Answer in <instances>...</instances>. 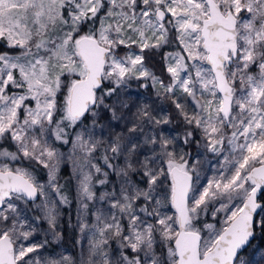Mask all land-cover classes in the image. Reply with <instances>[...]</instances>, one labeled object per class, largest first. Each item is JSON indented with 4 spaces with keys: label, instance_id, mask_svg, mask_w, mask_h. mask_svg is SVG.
Instances as JSON below:
<instances>
[{
    "label": "snow or ice",
    "instance_id": "6c2138e0",
    "mask_svg": "<svg viewBox=\"0 0 264 264\" xmlns=\"http://www.w3.org/2000/svg\"><path fill=\"white\" fill-rule=\"evenodd\" d=\"M193 146L229 151L228 175L199 187ZM69 161L79 258L42 251L60 239ZM209 212L223 219L203 237ZM257 231L264 0H0V264H249Z\"/></svg>",
    "mask_w": 264,
    "mask_h": 264
},
{
    "label": "rangeland",
    "instance_id": "374dc122",
    "mask_svg": "<svg viewBox=\"0 0 264 264\" xmlns=\"http://www.w3.org/2000/svg\"><path fill=\"white\" fill-rule=\"evenodd\" d=\"M131 92L133 93V98H135V96L139 94V95L147 96L152 100H155V97L152 96L151 94V90L149 89L146 92L144 89H138L137 82H133V84L131 85ZM65 96H66V89L64 91V94L60 95L59 97L61 103H63ZM167 102H171V100L160 101L158 103L165 113L170 114L169 110L166 107ZM56 143H57V146L59 147V151L63 152L67 156L69 152L71 151V145L60 146V142H56ZM192 155L194 159L191 161V163H196V161H199V164L197 165V169L199 171V180L197 184L199 187L202 188L203 186H206L209 180L213 179V177H218L222 173L224 175H228V170L224 165H225V157H229L230 155H232L229 151H225L222 155L217 156L211 152H204L203 149H200L199 154H197V149H196ZM64 167H66L67 172L70 175V178L72 180L73 197H74V206H73L74 236L73 238H74L76 250H75V253H73L69 248H67L62 243V233H61V226H60V219L62 216V207H61L60 217H59V229H58L60 233V239L53 240L52 237L49 236L48 239L51 241V243H49L47 248L42 251H44L45 255H48L50 253H55L59 255L60 253H63L65 255L79 258L82 252L87 251L89 239H90V233H88L87 231L82 233L79 227L78 213L80 209L76 201V185H75L74 179H72L73 168H72L71 161H69L66 165L64 164L61 165V172ZM41 176H44L43 170H41ZM216 206L218 207L219 205L216 204ZM173 213H174V210L172 208H169L168 214H173ZM206 216L210 218V220L207 223L215 224L217 228L220 227L222 223V219H223L222 213L217 214L216 218L212 216L211 212H209ZM217 218H218V222L216 223ZM43 227L45 229L47 228L46 222L44 223ZM204 229H205V233L202 234V236L206 237L208 229L205 227ZM43 238H44L43 232H39L36 236L37 240H42ZM256 249L258 252L257 259H255L252 262L249 255H245L244 259H246L249 262V264H264V246L257 247Z\"/></svg>",
    "mask_w": 264,
    "mask_h": 264
},
{
    "label": "trees",
    "instance_id": "16d2710c",
    "mask_svg": "<svg viewBox=\"0 0 264 264\" xmlns=\"http://www.w3.org/2000/svg\"><path fill=\"white\" fill-rule=\"evenodd\" d=\"M146 63L157 75L161 74V68H162L163 62L159 55H156V56L150 55ZM166 107L169 110L171 118L173 120V124L171 127L175 131L181 130L182 126L180 124V117L177 116L176 110L174 109L172 102H167ZM195 150H196L195 146H193L190 149L192 154L194 153ZM61 176L64 177L61 183L67 184V189H68L67 194L69 195V200H70V203L68 205H61L62 216L60 219V226H61V233H62V243L67 248H69L73 253H75L76 246H75V242L73 238L74 236V222H73L74 197H73L72 180L70 178V175L67 172L66 167L62 169ZM209 220L210 218H208L206 215L201 216L200 224H199V227L202 230L201 234L205 233L204 224L205 222H208ZM217 222H218V218L216 220V223ZM262 246H264V233L257 231L255 239L252 240L251 244L247 246V248L242 252L243 257L245 255H249L253 262L258 257V252L256 248L262 247Z\"/></svg>",
    "mask_w": 264,
    "mask_h": 264
},
{
    "label": "water",
    "instance_id": "95a60500",
    "mask_svg": "<svg viewBox=\"0 0 264 264\" xmlns=\"http://www.w3.org/2000/svg\"><path fill=\"white\" fill-rule=\"evenodd\" d=\"M174 210V212H175V209H173Z\"/></svg>",
    "mask_w": 264,
    "mask_h": 264
}]
</instances>
